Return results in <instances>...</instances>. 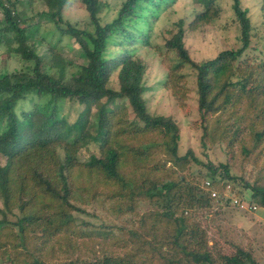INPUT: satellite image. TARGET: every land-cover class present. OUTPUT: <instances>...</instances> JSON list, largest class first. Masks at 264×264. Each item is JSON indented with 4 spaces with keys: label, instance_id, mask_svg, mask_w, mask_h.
<instances>
[{
    "label": "trees",
    "instance_id": "trees-1",
    "mask_svg": "<svg viewBox=\"0 0 264 264\" xmlns=\"http://www.w3.org/2000/svg\"><path fill=\"white\" fill-rule=\"evenodd\" d=\"M179 1L124 0L115 18L102 25L98 13L108 6L103 0H56L35 23L19 12L17 0H0V43L5 38L8 44L0 47V155L6 158L0 164V264H259L243 248L213 252L195 216L213 204L232 206L233 197L264 208V53L261 48L244 53L252 41L253 49L260 43L264 0H255L256 14L243 0H229L227 22L242 44L198 61L185 49V33L214 23L222 7L218 0L201 1L202 10L179 17L163 30V43L153 44V25L161 13H175ZM70 5L88 12L91 32L64 20ZM49 24L82 50L83 84L65 78L61 39L50 41L53 32L39 30ZM144 46L161 52L162 62L170 61L160 84L183 109L186 95L177 94L178 73L185 63L195 69V124L202 129L206 161L190 147L179 154L178 123L149 112L144 96L149 62L136 52ZM11 59L19 67L7 71ZM113 74L117 89L109 86ZM126 99L131 121L124 114ZM64 105L76 107L72 122ZM82 145L93 150L84 161L76 152ZM215 146L224 149L225 161L207 155ZM238 152L254 166L262 161L251 180L234 171ZM167 161L173 167L165 168ZM75 190L93 201L105 196L113 212L134 213L140 229L102 223L105 231L117 233L78 239L85 215L96 214L74 201ZM140 201L146 203L143 212Z\"/></svg>",
    "mask_w": 264,
    "mask_h": 264
},
{
    "label": "rangeland",
    "instance_id": "rangeland-1",
    "mask_svg": "<svg viewBox=\"0 0 264 264\" xmlns=\"http://www.w3.org/2000/svg\"><path fill=\"white\" fill-rule=\"evenodd\" d=\"M29 1L17 0L16 5L19 12L24 13L23 15H25V18L29 19V23L38 22L40 20L39 12L50 9L56 4V0H32V2L30 1L32 5L29 3ZM103 1H105L108 6L98 13L99 22L102 25L111 22L115 18L116 12L124 0ZM201 1L207 0H197V2L194 0H191V2L189 0H181L175 4L173 9L175 13H161L159 19L153 25V32L151 34L152 43H163V30L170 28V26H172L179 17L189 14V12L193 9H197L198 11L202 10ZM243 1L245 2L246 7L251 6L252 8L255 4V0ZM192 2L195 4L193 8L191 4ZM217 2L221 5L222 9L220 10L219 16L214 20V23L200 25L195 31H188L185 33L183 38L184 46L192 60L198 61L212 58L220 50L231 47H235L237 49L242 44L241 41H236L234 38V28L227 22L229 17L232 15L230 6L231 2L229 0H218ZM252 14H256L255 8H252ZM63 18L64 20L72 24H76L81 28H85L90 32L93 30V26L88 20V12L85 9L79 8L75 5H70L67 7ZM257 28V32L261 36L258 47L253 49L254 41H252L251 46H253L249 50H245L244 53L257 54L259 53L258 49L260 48L263 49L260 54L264 53V22L263 24L258 25ZM45 29H47L48 32H53V36H51L53 38H50V35H47L48 40L56 42L57 38L61 39L62 58L67 62L65 78L72 79L79 84H83L87 78V73L80 71L81 66L86 63V59L84 58L82 50L68 36H60L58 30L52 24H49L47 27H41L39 30L42 34H45ZM4 43L6 47L4 46ZM35 43L38 44V47L40 46L39 48L44 45L41 44V41L40 43L39 41H35ZM0 47L2 50L8 47L5 38L3 39L2 45L0 43ZM136 52L137 55L140 54L149 62V69L146 73V85H149L150 87L148 86L149 90H147L144 94L148 102L147 106L149 112L152 115H170L178 123L180 127V139L178 142L179 154H185L190 147L198 157L206 161L207 157L204 155V151L200 142L202 129L198 123L195 124L199 117L197 111V86L195 69H193L189 63H185L178 73L179 76L182 77V80L177 84V88L179 89L177 94L185 93L186 95L185 103L187 106L185 109H183L178 105L174 94L160 84L166 76L167 69L165 67L166 65L168 66L167 63L170 61L165 60L166 62H162L161 52L150 47H140ZM170 55L171 54H169V56ZM176 60L178 61V58H176ZM6 65L7 66L5 68L7 71L19 67V64L13 59L9 60ZM1 69L2 65L0 64V70ZM52 70L53 72H56L55 74H58L56 67H53ZM109 86L113 89H117L116 74L111 76ZM105 100L106 99H101L100 101L104 102ZM30 103L27 102L25 105L29 106ZM124 106L127 107V112L124 110V114L126 118L131 121L133 115L131 112H128V110L130 111V106L127 99L124 101ZM64 114H69L68 119L70 118L72 122L77 114L76 107H68V105H64ZM127 135L130 137L129 134ZM262 150L264 159V143L262 145ZM92 151L93 150L90 147L82 145L77 148V158L80 161H84L87 158V154L91 153ZM206 153L212 158V160L215 161H225L227 159L224 149L220 148L219 146L213 147L212 149L206 151ZM162 156L165 157L164 155ZM242 159L243 158L239 156V152L238 155L232 159L234 171L238 175H244L251 180L256 175L257 170L261 167L262 161L259 160V163L254 166L253 161H243ZM5 160L6 158L0 155V164H3ZM193 166L198 167V165L195 164H193ZM170 167H173V164L170 161H167L165 163V168ZM187 170L189 169L187 168L185 171ZM72 198L74 201L78 202L84 207L94 210L96 214V216L85 215L84 218L87 222V225L83 226V228L82 225H80L79 229L80 231L82 229V235L78 239L88 241L94 238H104L105 236L112 237L117 233V231L114 230L105 231L101 227L102 223H116L118 225H124L128 227L134 226L135 228L137 227V229H140L138 226L139 223L137 221V217L134 213L119 214L111 211V204L105 199V196H101L96 201H93L89 195L84 193V191L75 190ZM237 199L243 200L244 202L246 201V203L250 205H255L257 207L256 210H241L233 205L218 206L213 204L212 208L209 210L207 209L197 212L195 221H197L201 229L205 231V240L208 241V245H210L213 252L230 254L235 252L237 248H243L244 250L251 252L259 264H264V220L257 218L259 211L264 209H262L263 207L260 208V206L256 204H251L246 199H243V197H239ZM0 209L1 211L4 210L1 199ZM145 209L146 203L144 201H140L138 211L143 212ZM10 219L12 220L13 218L10 217ZM83 250L87 251L86 248H83ZM96 253L98 254L99 250H96Z\"/></svg>",
    "mask_w": 264,
    "mask_h": 264
},
{
    "label": "built area",
    "instance_id": "built-area-1",
    "mask_svg": "<svg viewBox=\"0 0 264 264\" xmlns=\"http://www.w3.org/2000/svg\"><path fill=\"white\" fill-rule=\"evenodd\" d=\"M207 185L209 184L208 181L205 182ZM217 194H216V191L215 190H212L211 191V196L215 197ZM232 203L235 207L241 209V210H256V206L255 205H250L248 203H246V201L244 202L243 200H240V199H237L236 197H233L232 198Z\"/></svg>",
    "mask_w": 264,
    "mask_h": 264
},
{
    "label": "crops",
    "instance_id": "crops-1",
    "mask_svg": "<svg viewBox=\"0 0 264 264\" xmlns=\"http://www.w3.org/2000/svg\"><path fill=\"white\" fill-rule=\"evenodd\" d=\"M260 208H262V207H260ZM262 209H264V208H262ZM257 212H258V211H257ZM257 216H258V217H257L258 219L261 218V219L264 220V210H260L259 213L257 214Z\"/></svg>",
    "mask_w": 264,
    "mask_h": 264
}]
</instances>
